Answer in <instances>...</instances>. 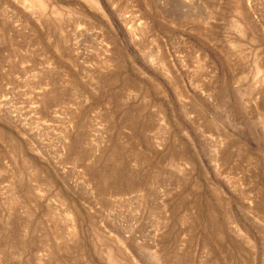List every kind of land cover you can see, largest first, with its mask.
Returning a JSON list of instances; mask_svg holds the SVG:
<instances>
[{
    "label": "rangeland",
    "instance_id": "obj_1",
    "mask_svg": "<svg viewBox=\"0 0 264 264\" xmlns=\"http://www.w3.org/2000/svg\"><path fill=\"white\" fill-rule=\"evenodd\" d=\"M0 264H264V0H0Z\"/></svg>",
    "mask_w": 264,
    "mask_h": 264
}]
</instances>
